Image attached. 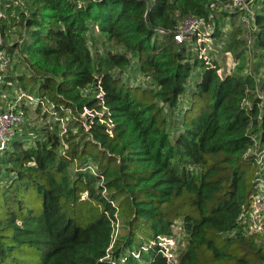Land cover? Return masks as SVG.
Masks as SVG:
<instances>
[{"label": "trees", "instance_id": "1", "mask_svg": "<svg viewBox=\"0 0 264 264\" xmlns=\"http://www.w3.org/2000/svg\"><path fill=\"white\" fill-rule=\"evenodd\" d=\"M12 2L18 39L5 46L7 20L0 32L23 73L3 76L1 94L56 125L23 113L1 150L0 264H169L162 236L182 238L179 264H264L248 214L264 185V0L229 30L233 0ZM189 17L212 23L233 69L176 42ZM133 67L148 85L124 79Z\"/></svg>", "mask_w": 264, "mask_h": 264}, {"label": "built area", "instance_id": "2", "mask_svg": "<svg viewBox=\"0 0 264 264\" xmlns=\"http://www.w3.org/2000/svg\"><path fill=\"white\" fill-rule=\"evenodd\" d=\"M253 0H233L232 8L238 9L247 15V26L252 25L255 19V12L251 6ZM1 2V0H0ZM7 19V15L0 9V22ZM213 25L211 22L206 21L204 18L189 17L183 21L178 31L175 34V40L178 44L186 41L196 39L198 46L200 47L201 57H203L207 63H209V57L207 56V47L204 44H213ZM4 36L0 32V92L3 84V72L8 68L10 64V57L3 49ZM235 64H233V67ZM5 69V70H4ZM221 73V71H220ZM101 97V95L99 96ZM16 106H12L7 110L0 113V149L6 148L15 134V129L20 128L23 125L25 119L24 114L21 111L15 109ZM87 113V111H86ZM260 193L255 197L254 202L248 211L250 218V235H264V185L260 184ZM158 244L161 247V251L168 260L169 264H179V255L177 253L178 243L174 237L162 236L158 239Z\"/></svg>", "mask_w": 264, "mask_h": 264}, {"label": "rangeland", "instance_id": "3", "mask_svg": "<svg viewBox=\"0 0 264 264\" xmlns=\"http://www.w3.org/2000/svg\"><path fill=\"white\" fill-rule=\"evenodd\" d=\"M10 3H13L12 0H1L0 9L6 13ZM227 8H229V5H227ZM239 12H241L239 14V17L236 14H233V16H231V17L229 16L228 19H226V18L224 19L225 30H229L233 24L240 26L241 24H243V22L247 26V24H246V21L248 19L247 15L245 13H243L242 11H239ZM254 12L256 13L255 9H254ZM6 20L7 21L5 22V26H6L5 27V33H6L5 46L8 47L11 45V43H13L14 41H16L18 39V35H17L18 32L11 33L12 25L14 22H16V17L10 16L9 19H6ZM10 33H11V36L8 37ZM187 45H188L187 46L188 52L190 55L196 56L199 53L201 56L200 47L195 42H190V43L188 42ZM204 46L207 47V49H208L207 50V56L212 57V59H214V60L217 59L218 62H220L221 66H222L221 72L223 73V75H224V73L228 72L230 69H233L232 68L233 63L231 62L230 59H228V57H227L228 55H225L224 53H222V46L218 40H216V39H215V41L213 40L212 45L204 44ZM11 64H12V67L8 66V68H6V70L4 69L5 71L3 72V76H5L6 79L9 76L15 77L17 79V77H20L23 73V66H21V65L16 66V60L15 59H13V61H11ZM202 69L203 68L201 66H198V68L194 71V73L191 77V81H190L191 85H189V87L187 89V93L188 92L190 93L195 89V83L202 76V73H203ZM127 78H129V81L133 84L142 83L145 85L147 82V85H148L149 81H150V79L146 78L141 72H136L134 67H133V69L126 71V73L124 74V79H127ZM4 93L7 95L6 102L4 99L5 94H3V93L1 94V92H0V95H1V97H0V113L3 112V110L11 108L14 105V102H17L18 108H20L22 106L21 105L22 102L16 101L20 96V93L17 90H14V89L9 90V86H5L4 87ZM23 104H25V107L28 109V110H23L21 108L23 110L22 112L25 114V117H26L25 124L30 123V125L28 127H32L34 129H36V128L39 129L40 127L45 126V128L48 130L50 125H54V126L56 125V123H54L55 119L52 116L54 113L53 111H49L51 113H48V112H46V108H44L42 111L37 110L38 109L37 102L36 101L29 102L26 97H24ZM60 115H61V113L57 114L56 117L59 118ZM42 116L44 118L46 116V120L44 119L42 121L41 120ZM70 119H72V118H70ZM58 126H59L58 127L59 132H61V133H62V131L65 132L66 128L68 129V127H67L68 126V120L67 119L60 120V124ZM19 127H21V125ZM22 129L24 130V128H22ZM18 130H20V128L15 129V131H16L15 134L19 133ZM22 131L20 132V134L23 133ZM74 131L77 132L76 130H74ZM53 132H54V129H52L50 131V133H53ZM0 153H1V149H0ZM6 153H7V151H4L2 153V155L0 156V163L1 164L4 161ZM250 153L252 155H255V156L257 155L256 157H258L261 154L260 147L257 146V148H255L254 151H252ZM179 231H180V227H176L175 232L179 234ZM178 240H179V244H178V249H179V246H182L181 243H183V241H182V238L179 236H178ZM262 241L264 243V235H263ZM177 253H178V250H177Z\"/></svg>", "mask_w": 264, "mask_h": 264}]
</instances>
